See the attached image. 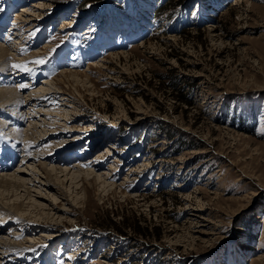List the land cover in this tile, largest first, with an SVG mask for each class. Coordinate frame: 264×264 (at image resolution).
<instances>
[{
	"label": "rangeland",
	"instance_id": "374dc122",
	"mask_svg": "<svg viewBox=\"0 0 264 264\" xmlns=\"http://www.w3.org/2000/svg\"><path fill=\"white\" fill-rule=\"evenodd\" d=\"M35 2L21 58L38 56L9 64L0 87L88 72L62 88L77 103L54 102L77 126L57 146L68 167L109 148L91 169L112 165L117 187L80 182L74 214L18 264H264V0H0L1 39ZM103 58L108 69L91 66ZM14 153L0 140V171L16 170Z\"/></svg>",
	"mask_w": 264,
	"mask_h": 264
},
{
	"label": "bare ground",
	"instance_id": "6f19581e",
	"mask_svg": "<svg viewBox=\"0 0 264 264\" xmlns=\"http://www.w3.org/2000/svg\"><path fill=\"white\" fill-rule=\"evenodd\" d=\"M43 5L42 2L31 3L30 7L27 4L23 5L21 10L27 11V13H16V20L9 27L11 31L10 33L7 32L6 36L8 37L0 38V75L10 76V82L13 79L11 74L6 72L9 64L23 60L29 63L38 56V51L34 50L21 58V47L25 44L22 36L27 35L25 32L32 29V25L37 26L39 24L38 20L32 16L35 13L39 15L42 12L41 6ZM3 20L2 17V22ZM2 27L1 24L0 30ZM8 39L11 40L9 43ZM109 62L108 59L103 58L96 62L93 61L91 66L98 65V67L108 69ZM91 66L88 68L89 71H91ZM20 75V73H16L14 77ZM70 81L85 85L90 82V74L80 69L63 70L55 77L40 80L38 88H35L32 82H30L31 84L28 82L22 83V90L29 86V90H26L24 95L20 91L21 89L18 91L14 83L6 87H0V114L12 118V122L0 120V129L2 128L4 133L0 134V140H3L12 149L13 155L15 150L22 152L19 154L20 164L16 170L0 171V233L4 228L11 230L9 236L0 235V264H18L21 258L34 251L33 247L36 244L39 245V238L50 243L52 238L46 237L58 235L55 229L57 220L68 217L69 214H74L70 207L78 198L77 185L80 182L82 184H96L101 191L111 188L116 189L117 187L115 181H113V169L115 168L112 165L97 174L93 173V169H91L96 166V162L101 160L103 156H109L111 153L109 148L103 153L98 152L96 156L94 155L95 157L78 158L68 167L67 164L71 162L70 156H64L66 150H61L57 146L58 138L63 140L62 138L66 135V132L74 131V127H77L76 125L73 127L69 125L70 112L68 109L55 108L54 106L58 93H61L60 98H58L61 105L70 106L75 104L76 99L72 94L62 89L65 85H71ZM27 118H30L29 129L26 128L24 132L22 128L15 127V123H22ZM55 126H62L65 129L60 130ZM81 135L79 133L76 140H83ZM84 138L85 141L89 142L86 144L88 147H95L91 135ZM39 145L41 149L49 146L54 151L49 155L46 150L35 149L36 155H33L32 148ZM7 152L10 153V150L8 149ZM13 158L15 161L16 157L13 156ZM116 161L118 160L116 159ZM6 162L10 163V161ZM28 167L31 170L26 172L25 169L29 170ZM35 170L39 173H36ZM33 187H35V190L32 189ZM36 190L40 192L48 190L52 192L54 198H60L63 203L56 205L52 201L54 199L42 196ZM40 197H44L45 201ZM203 228L201 226L196 231L199 234H207ZM35 231H39L37 235L39 234L40 237L34 235L36 234ZM24 236L25 238H23ZM71 255L72 253L69 254V256Z\"/></svg>",
	"mask_w": 264,
	"mask_h": 264
},
{
	"label": "trees",
	"instance_id": "16d2710c",
	"mask_svg": "<svg viewBox=\"0 0 264 264\" xmlns=\"http://www.w3.org/2000/svg\"><path fill=\"white\" fill-rule=\"evenodd\" d=\"M180 98H182V99H183L185 102H187V103L189 102V101H188V97H187V95H183V94H181V95H180Z\"/></svg>",
	"mask_w": 264,
	"mask_h": 264
},
{
	"label": "snow or ice",
	"instance_id": "6c2138e0",
	"mask_svg": "<svg viewBox=\"0 0 264 264\" xmlns=\"http://www.w3.org/2000/svg\"><path fill=\"white\" fill-rule=\"evenodd\" d=\"M40 63H43V61H39ZM12 67H14V68H20L21 66L20 65H12ZM25 71H27L28 69H24ZM22 87H23V85H22Z\"/></svg>",
	"mask_w": 264,
	"mask_h": 264
}]
</instances>
